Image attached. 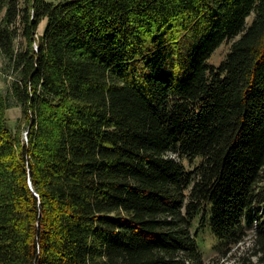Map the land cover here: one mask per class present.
Returning a JSON list of instances; mask_svg holds the SVG:
<instances>
[{"label": "trees", "instance_id": "trees-1", "mask_svg": "<svg viewBox=\"0 0 264 264\" xmlns=\"http://www.w3.org/2000/svg\"><path fill=\"white\" fill-rule=\"evenodd\" d=\"M0 53V264H264V0H0Z\"/></svg>", "mask_w": 264, "mask_h": 264}, {"label": "rangeland", "instance_id": "rangeland-1", "mask_svg": "<svg viewBox=\"0 0 264 264\" xmlns=\"http://www.w3.org/2000/svg\"><path fill=\"white\" fill-rule=\"evenodd\" d=\"M52 2H59L60 0H48ZM254 18V14L249 18V23L252 22ZM47 25V19L43 20L40 24V27L38 29V33L41 34L45 30ZM22 44V41L19 39L18 44ZM231 42L224 43L214 54V56L211 59L212 63H215L216 65H219L223 59L227 56L228 52L231 49ZM8 57L4 56L2 53H0V89L2 91V94L6 97L8 101V109H7V117H8V123L11 129H17L22 124V130H23V136L25 138L26 132H27V126L23 123V111L22 106L20 104V100L18 96L14 92V81L16 80L19 72L15 69V66H13ZM250 230L249 232H251ZM207 235V234H206ZM253 235L250 234L246 237V239L239 245H237L232 253H227L226 255L223 254V249L217 245H215V240L212 235L206 236V243L204 246L203 253L206 257V262H210L215 260H220V263H227V264H238L240 262H243V255L241 254L246 253L249 256H253L252 253H250L249 246H251V240ZM217 244V243H216ZM239 256H242L241 259ZM246 262V261H245ZM247 264H250L249 260H247Z\"/></svg>", "mask_w": 264, "mask_h": 264}, {"label": "built area", "instance_id": "built-area-1", "mask_svg": "<svg viewBox=\"0 0 264 264\" xmlns=\"http://www.w3.org/2000/svg\"><path fill=\"white\" fill-rule=\"evenodd\" d=\"M27 133H28V132H26V136H25L26 139H27Z\"/></svg>", "mask_w": 264, "mask_h": 264}]
</instances>
